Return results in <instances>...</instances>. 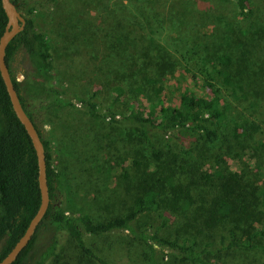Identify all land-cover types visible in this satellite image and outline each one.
Instances as JSON below:
<instances>
[{"label":"trees","instance_id":"obj_1","mask_svg":"<svg viewBox=\"0 0 264 264\" xmlns=\"http://www.w3.org/2000/svg\"><path fill=\"white\" fill-rule=\"evenodd\" d=\"M215 1L232 2L233 17L202 13L203 6L210 7L206 0H94L104 17L108 50L123 60L116 73L106 63L107 84L113 76L115 85L103 108L97 93L75 89L84 96L69 95L57 80L53 50L34 11L23 16L25 28L8 45L6 62L11 69L22 52L28 64L21 84L10 73L45 148L50 204L14 264H124L108 253L109 236L116 233L125 234L116 244L135 254L134 264H264V157H254L264 147V24L255 18L251 0ZM12 2L20 10L19 1ZM162 11L185 41L165 46L156 39ZM208 17L213 29L207 37ZM7 21L0 0V37ZM178 65L191 84L201 82L207 96L186 89L176 104L152 103L145 114L130 103L124 117L116 118L114 108L126 88L152 101ZM84 68L66 63L73 84ZM78 105L109 130L95 141L100 150L120 153L123 191L97 190L91 209L73 212V192L35 114ZM55 118L64 119L57 113ZM225 158L236 161L239 171L224 164ZM103 162L95 170L101 176L105 170L109 183L112 164ZM61 195L67 203L60 202ZM40 202L36 153L0 75V261L25 233Z\"/></svg>","mask_w":264,"mask_h":264},{"label":"rangeland","instance_id":"obj_2","mask_svg":"<svg viewBox=\"0 0 264 264\" xmlns=\"http://www.w3.org/2000/svg\"><path fill=\"white\" fill-rule=\"evenodd\" d=\"M18 1L19 11L23 16L30 17L31 10L34 11L33 14L35 15L33 17L36 19V26L45 33L53 50L57 80L60 84L65 85L69 95L77 99L84 96L82 94L79 95L81 92L89 93L91 96L97 93L95 101L98 102L100 107H107L113 99L112 89L115 85H113L115 78L111 76L112 82L110 79L109 81L112 84H107L108 78L106 74L108 67L106 63L112 62V69L115 71L120 70L117 63H123V60L120 59L117 53H110L108 50L106 25L104 17L99 15L100 8L97 6V3L93 2L94 0ZM251 1L255 18L264 24V0ZM90 2H93L92 7L90 6ZM206 2L210 7L203 6L202 11L204 12L201 11L202 13L212 14L216 12L217 14L223 13L228 17H233V9L235 7L232 2L227 4H222L215 0H206ZM160 14L159 21L163 30H161L162 33L160 35H156V39L165 46L169 43L177 45L185 41L184 35L178 37L176 31L173 30L171 24L172 16L166 11H162ZM205 20V27L208 26L209 28L205 29L204 33L208 37L213 29L210 22L212 18L208 17ZM79 51H82L81 58L79 61L73 62L72 57H75L74 54ZM66 63H83L86 67L84 68L85 74L82 78H75V80L77 79L75 84H73L72 77L67 75ZM10 68L12 75L16 77L17 83L21 84L25 80L28 69L27 61L22 52L17 54ZM164 86L165 91L159 96L153 97L152 101L140 95V90L125 87L123 101H120L114 108L116 118L122 119L124 117L126 105L130 103L139 106L145 114L149 112L152 103L165 107L170 103L176 104L179 95L186 89L195 91L199 96H207V91H205L201 82L196 81V83L191 84L188 75L185 74L180 65H178L177 70L165 82ZM69 109L63 110V112L57 108L50 110L43 109L39 114L36 113L35 117L43 137L52 142L56 164L66 174L67 184L73 192L74 201L72 209L75 212L80 209H91L92 195H95L97 190L110 188L116 193H122L123 184L120 178L122 174L120 170L122 157L115 148L108 149L107 152L99 149L95 140L99 139L101 134L104 135L109 131L105 127L101 128L98 125L99 120H93L87 114V110L79 105L75 108L70 107ZM56 113L60 114L67 121L64 119L56 120ZM94 121L96 124H94ZM66 139L68 140L67 150L66 143L64 142ZM108 156L111 159H107ZM117 156L119 158H116ZM254 157L257 159L264 157L263 146L257 150ZM104 160H109L112 164L110 172L113 180L109 183L105 181V174L103 175L105 170L100 171L102 172V176L98 175V172L95 170V167L106 166L105 163L107 161L103 162ZM224 164L231 166L233 170L239 171L237 162L232 160V158H225ZM97 176H101L99 180L95 178ZM116 198L114 196V199ZM60 202L67 203V198L61 195ZM120 235L125 234L116 233L109 236V240L113 246L109 248L108 253L112 259L123 260L124 264H134L135 254L131 255L123 251L121 246L116 244ZM97 240L101 241V239ZM42 241L46 243L48 236H44ZM116 247L119 249L117 250Z\"/></svg>","mask_w":264,"mask_h":264},{"label":"water","instance_id":"obj_3","mask_svg":"<svg viewBox=\"0 0 264 264\" xmlns=\"http://www.w3.org/2000/svg\"><path fill=\"white\" fill-rule=\"evenodd\" d=\"M1 4L8 21L4 33L0 37V75L11 101L14 113L26 130L34 147L38 161V182L41 196V202L38 211L30 221L25 233L15 244L12 250L6 255V257L0 261V264H14L34 238L38 227L40 226L48 211L50 198L47 181L45 148L38 130L21 104L19 95L12 80L10 69L6 62V51L8 45L19 33L24 30L26 19L17 9L12 0H1Z\"/></svg>","mask_w":264,"mask_h":264}]
</instances>
